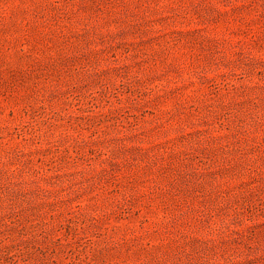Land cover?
Segmentation results:
<instances>
[{
    "label": "rangeland",
    "instance_id": "rangeland-1",
    "mask_svg": "<svg viewBox=\"0 0 264 264\" xmlns=\"http://www.w3.org/2000/svg\"><path fill=\"white\" fill-rule=\"evenodd\" d=\"M0 264H264V0H0Z\"/></svg>",
    "mask_w": 264,
    "mask_h": 264
}]
</instances>
